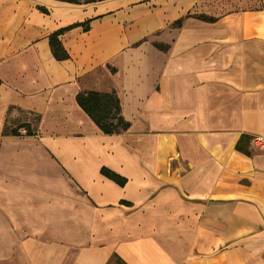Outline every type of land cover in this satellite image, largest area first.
<instances>
[{"label":"crops","instance_id":"obj_1","mask_svg":"<svg viewBox=\"0 0 264 264\" xmlns=\"http://www.w3.org/2000/svg\"><path fill=\"white\" fill-rule=\"evenodd\" d=\"M82 90L129 127L100 131ZM255 135L264 0H0V264H264Z\"/></svg>","mask_w":264,"mask_h":264},{"label":"trees","instance_id":"obj_2","mask_svg":"<svg viewBox=\"0 0 264 264\" xmlns=\"http://www.w3.org/2000/svg\"><path fill=\"white\" fill-rule=\"evenodd\" d=\"M67 2H89L96 0H63ZM42 11L46 12L45 9L41 8ZM207 21H212V17L205 15H198ZM89 20L80 23H73L65 27L54 30L48 35V44L53 57L57 60H63L68 58V53L60 43L58 35L68 31L72 27L77 25H82L83 29L88 28ZM180 20H176L175 24H179ZM155 44V43H154ZM159 48H164L165 45L155 44ZM75 101L78 106L86 113V115L94 122L100 131L105 134L120 133L125 131L129 127V122L126 121L120 114L119 100L114 92L111 90L109 92H98L93 90H82L78 91L75 95ZM22 126H27L26 124ZM13 134L16 133L15 130L11 131ZM100 173L105 177L113 180L116 184L122 186L126 182V178L119 175L118 173L110 170L107 167H100Z\"/></svg>","mask_w":264,"mask_h":264},{"label":"built area","instance_id":"obj_3","mask_svg":"<svg viewBox=\"0 0 264 264\" xmlns=\"http://www.w3.org/2000/svg\"><path fill=\"white\" fill-rule=\"evenodd\" d=\"M251 144L254 147H264V136L255 135L251 138Z\"/></svg>","mask_w":264,"mask_h":264}]
</instances>
